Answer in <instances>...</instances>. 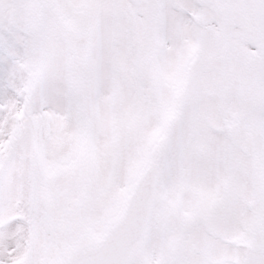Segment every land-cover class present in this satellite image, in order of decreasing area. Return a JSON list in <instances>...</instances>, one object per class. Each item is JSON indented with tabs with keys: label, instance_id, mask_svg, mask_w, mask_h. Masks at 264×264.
I'll return each instance as SVG.
<instances>
[{
	"label": "snow or ice",
	"instance_id": "1",
	"mask_svg": "<svg viewBox=\"0 0 264 264\" xmlns=\"http://www.w3.org/2000/svg\"><path fill=\"white\" fill-rule=\"evenodd\" d=\"M0 264H264V0H0Z\"/></svg>",
	"mask_w": 264,
	"mask_h": 264
}]
</instances>
